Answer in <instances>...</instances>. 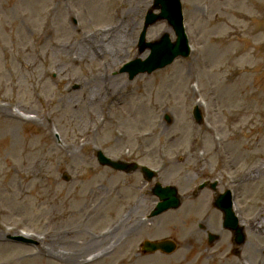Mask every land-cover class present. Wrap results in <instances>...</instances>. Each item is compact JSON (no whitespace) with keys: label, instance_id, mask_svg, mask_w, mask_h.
Returning a JSON list of instances; mask_svg holds the SVG:
<instances>
[{"label":"rangeland","instance_id":"374dc122","mask_svg":"<svg viewBox=\"0 0 264 264\" xmlns=\"http://www.w3.org/2000/svg\"><path fill=\"white\" fill-rule=\"evenodd\" d=\"M101 1L103 10L96 12L98 0H0V224L5 227L0 264H70L38 252L39 237L46 232L52 236L53 229L67 225L71 194L83 202L93 186L103 188L107 209L118 204L121 224L114 239L137 234L139 225L131 224L132 219L149 225L133 246L127 243L115 255L103 250L109 240H98L99 253L112 254L115 262L127 260L145 238L173 236L180 243L198 239L191 216L201 210L184 214L182 206L165 212L175 213L169 221L172 229L157 232L163 214L143 219L156 199L151 185L138 171L101 166L98 148L113 158L134 155L153 167L162 160L163 150L169 157L172 153L159 179L179 185L184 196L205 178L222 179L228 169L241 172L264 162V0H182L192 54L132 80L120 70L150 52L140 51L138 44L154 0ZM118 13L127 21L117 18ZM100 27L125 30L124 47L111 40L105 53L76 62L84 56L80 40L101 35L106 30L93 31ZM164 32L175 38L168 22L159 20L148 28L146 40ZM195 103L206 112L205 124H197L192 116ZM177 152L184 153V159ZM221 157L226 162L223 171ZM32 165L41 171L32 172ZM65 173L71 175L69 180ZM255 176L260 191L237 186L249 219L239 252L230 250L229 234L214 213L210 217L221 231L216 258L230 257L225 264H264V228L250 223L251 218L258 222L264 210L263 168ZM82 178L87 182L83 192L78 188ZM117 185L119 197L108 196ZM88 230L93 237L95 226L88 224ZM17 235H27L32 242L13 240ZM53 246L59 254L72 250L69 244L58 251L57 244ZM189 249L182 244L176 254L156 256L162 258L159 264H187V256L193 257L188 264H209V259L200 261L199 249Z\"/></svg>","mask_w":264,"mask_h":264},{"label":"bare ground","instance_id":"6f19581e","mask_svg":"<svg viewBox=\"0 0 264 264\" xmlns=\"http://www.w3.org/2000/svg\"><path fill=\"white\" fill-rule=\"evenodd\" d=\"M103 7V1L98 0L94 7V10H96V12H100L103 10ZM117 18L122 19L123 16L119 14ZM122 21H127V18L124 17ZM115 28L116 27H109L107 29H104L103 27H100L98 30L95 29L93 31L95 34H98V32L102 33V29L106 30L101 35L99 34L94 36V39L83 38L82 40H80L79 44L80 47L83 48L82 52L84 56H81L82 58L80 57L79 61L78 59H75V61L81 62L84 58L93 59L96 55L105 53L107 51V48L111 47V40L115 46L118 47V45H120V47H124L127 41L126 31L121 30V32H119L115 30ZM108 34H110V38L104 39V36H107ZM30 170L34 173H37L38 171H41V168L39 165H32L30 166ZM256 179V176L253 174V169H250L249 172H245L241 175V180L243 181L244 185L254 189L257 188ZM86 185L87 182L83 178L80 180V182H78V188L81 190V192H83V189ZM102 194L103 191L99 186H93L89 191H85V196H82L83 202L81 198H77V196L73 195L71 199V214L68 224H65V226L59 227L57 229H53L51 231L52 236H50L48 232L44 233V240L38 246V252H41L44 257L50 258L58 263L66 261L70 264L84 261L87 255L97 253L94 257L92 256V260L89 264H117V261L115 262L112 256V254L114 255V253L108 255H106L107 253H102L103 251L101 253H98L100 247L99 245H96L99 244L98 240L102 238V243L109 240L106 246L107 248H105L104 250H107L109 248L113 252H116L117 250V241L114 239V236L117 232L118 216L113 211L105 210L103 208V205L100 206L99 202H95L96 198ZM197 206V204H192L191 210H193ZM174 216L175 213H166V215L162 217V220L169 221ZM260 218L261 221L259 223V226L261 228H264V222L262 221V219L264 218V210L260 211ZM88 224L95 226L96 230L93 234V237L91 238H89L88 236V233L91 234L88 230ZM164 228L166 229L167 226L164 225ZM85 229H87L88 231H85ZM4 233L5 227L4 225L0 224V238L4 235ZM56 244V248L69 244L72 246V250L70 252L66 250L67 252L55 254L53 245ZM91 248H93V251L88 252ZM132 261L133 264H159L158 259H149L144 262L141 259H135L133 257ZM220 264L225 263L222 262Z\"/></svg>","mask_w":264,"mask_h":264},{"label":"water","instance_id":"95a60500","mask_svg":"<svg viewBox=\"0 0 264 264\" xmlns=\"http://www.w3.org/2000/svg\"><path fill=\"white\" fill-rule=\"evenodd\" d=\"M158 4L162 6V12L159 16H156L153 13H150L147 16L146 23L153 22L157 17H170L172 21L175 23L176 28L179 33V40L175 43H172L169 39H166L164 43L157 44L153 43L151 44V47H153V53L150 55V57L145 60L141 61L137 59L134 61L132 64H130L129 67L131 70V77L135 76L138 72L140 71H151L157 67H162L165 66L166 64L170 63L173 61V59L179 55V54H187V51L185 50V45L186 41L184 39L180 23L177 20L176 17V8L178 5L176 4L175 0H156ZM142 48L145 47V45L142 42ZM100 161L102 163H109L112 164L114 167L117 168H125L126 165L120 164L117 162H111L108 159L103 158V156H100ZM168 206H165L166 208ZM164 208H159V209H164Z\"/></svg>","mask_w":264,"mask_h":264},{"label":"flooded vegetation","instance_id":"af4514ba","mask_svg":"<svg viewBox=\"0 0 264 264\" xmlns=\"http://www.w3.org/2000/svg\"><path fill=\"white\" fill-rule=\"evenodd\" d=\"M201 226H203V224H201ZM206 231V233L208 234L210 231L207 229H204ZM202 241L204 240L203 238L201 239ZM210 257H212V255H210Z\"/></svg>","mask_w":264,"mask_h":264}]
</instances>
